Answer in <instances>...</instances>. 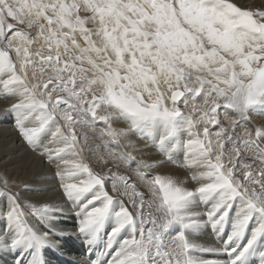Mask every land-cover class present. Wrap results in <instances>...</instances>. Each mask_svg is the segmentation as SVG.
<instances>
[{
  "label": "snow or ice",
  "instance_id": "6c2138e0",
  "mask_svg": "<svg viewBox=\"0 0 264 264\" xmlns=\"http://www.w3.org/2000/svg\"><path fill=\"white\" fill-rule=\"evenodd\" d=\"M0 95L75 224L0 176L13 264H50L63 235L87 257L67 264H264V124L245 127L264 116V0H0Z\"/></svg>",
  "mask_w": 264,
  "mask_h": 264
},
{
  "label": "bare ground",
  "instance_id": "6f19581e",
  "mask_svg": "<svg viewBox=\"0 0 264 264\" xmlns=\"http://www.w3.org/2000/svg\"><path fill=\"white\" fill-rule=\"evenodd\" d=\"M244 4H260L262 0H240ZM2 96V95H0ZM11 102L0 101V176H5L9 180H17L28 183L32 187H39L46 189L43 192L36 193H25V196L29 197L33 201H43L48 203H60L64 205L65 216L63 217L64 223L58 227L62 228L65 232H75V224L72 218V211L70 206L65 201V198L58 187V182L52 176V169L47 165H41L36 153L32 152L17 136L13 125L12 117L4 110L10 107ZM231 116L232 114L229 113ZM5 120V122H2ZM227 126V120H223ZM264 124V116H258L253 114L251 117V124H246L245 127H257ZM98 127V126H97ZM100 126L95 131L87 129L89 136L98 135ZM115 128H125L127 124L122 121H115L113 123ZM215 130V129H213ZM243 128H238L237 131L242 132ZM130 139L136 140L137 143L142 147L143 142L139 141L136 136H131ZM102 141L96 140V143ZM87 155V154H86ZM137 160H147L152 162L154 160H164L165 162L154 170L155 173L162 175H171L183 179L186 175L185 169L179 166V158H175V162H169L165 157L160 156L152 149H148L144 152L134 153ZM95 166L94 161L92 162ZM135 163L131 166L121 165L119 168V174L129 176L139 186V182L134 176ZM110 187V186H109ZM3 203H6L3 202ZM2 206V204H0ZM53 241L59 246L58 251H50L48 253V259L50 264H58V259L64 262L68 261H85L83 254L84 249L82 240L76 236H53ZM0 264H13V256L8 253H0Z\"/></svg>",
  "mask_w": 264,
  "mask_h": 264
},
{
  "label": "rangeland",
  "instance_id": "374dc122",
  "mask_svg": "<svg viewBox=\"0 0 264 264\" xmlns=\"http://www.w3.org/2000/svg\"><path fill=\"white\" fill-rule=\"evenodd\" d=\"M11 100H12L11 98L10 99H5L3 96H0V101H2L4 103L6 102L5 104H7V102H11ZM2 122H5V120H3ZM100 126H102V124L98 125V127H100Z\"/></svg>",
  "mask_w": 264,
  "mask_h": 264
}]
</instances>
